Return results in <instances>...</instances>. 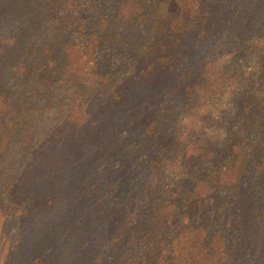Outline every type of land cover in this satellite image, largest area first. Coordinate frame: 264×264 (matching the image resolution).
<instances>
[{
	"label": "trees",
	"instance_id": "16d2710c",
	"mask_svg": "<svg viewBox=\"0 0 264 264\" xmlns=\"http://www.w3.org/2000/svg\"><path fill=\"white\" fill-rule=\"evenodd\" d=\"M0 225V264H255L264 0H0Z\"/></svg>",
	"mask_w": 264,
	"mask_h": 264
},
{
	"label": "rangeland",
	"instance_id": "374dc122",
	"mask_svg": "<svg viewBox=\"0 0 264 264\" xmlns=\"http://www.w3.org/2000/svg\"><path fill=\"white\" fill-rule=\"evenodd\" d=\"M220 49V48H219ZM79 225V224H78ZM75 226V229H72V231H71V233H70V239H71V241H73V240H75V246L76 245H78L81 241L82 242H85L84 240H87V237H89V236H86L85 235V233L84 234H81V229H80V227L79 226ZM1 226V225H0ZM31 234V233H30ZM100 235V241L101 242H103L104 243V241H102L103 239H107L108 238V236H109V232H107V233H105V234H103V235H101V233L99 234ZM32 238H29L30 239V241L29 242H27V249H32L31 251H34L35 250V248H33V244H32V242H31V240H33L34 238H33V236H31ZM35 240V239H34ZM241 240L242 241H240V243L245 247V245L247 244V240H243V238H241ZM255 240V241H254ZM253 241H254V243L256 242V248H255V250L254 251H262V253L260 254V255H258V257L256 258V263L255 264H264V237L262 236V235H259V236H257V237H255V239H254ZM253 241L252 240H250V243L251 244H253ZM254 245V244H253ZM87 247H88V244H81V248H83V249H87ZM34 249V250H33ZM104 251H107L106 250V248L105 249H103ZM102 250V251H103ZM65 251H67V250H65ZM71 251V250H70ZM82 251V250H81ZM63 252L64 251H60L59 253H60V255H58V257H55L56 259V261L58 262V263H61V264H63L62 263V260L63 259H66L68 256L66 255V254H63ZM56 254H58V251H56ZM57 256V255H56Z\"/></svg>",
	"mask_w": 264,
	"mask_h": 264
}]
</instances>
